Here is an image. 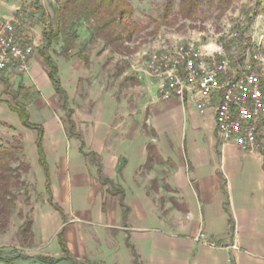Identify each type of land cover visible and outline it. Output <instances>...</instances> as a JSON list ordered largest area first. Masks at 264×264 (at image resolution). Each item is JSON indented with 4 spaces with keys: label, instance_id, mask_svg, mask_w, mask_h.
<instances>
[{
    "label": "crops",
    "instance_id": "crops-1",
    "mask_svg": "<svg viewBox=\"0 0 264 264\" xmlns=\"http://www.w3.org/2000/svg\"><path fill=\"white\" fill-rule=\"evenodd\" d=\"M24 27L22 39L31 35ZM58 66L73 127L38 48L28 73L0 72L6 83L30 89L25 102L42 128L48 167L40 162L38 131L0 102V117L23 133L31 179L42 194L27 212L22 206L13 213L14 237L25 213L33 248L51 241L49 255L18 254L12 264H135L131 246L142 264H264L262 153L224 142L212 107L202 114L177 97L158 100L156 83L135 67L138 87L129 95L105 90L87 100L80 73ZM200 232L219 247L196 240ZM12 233L0 237V247L14 241Z\"/></svg>",
    "mask_w": 264,
    "mask_h": 264
},
{
    "label": "rangeland",
    "instance_id": "rangeland-1",
    "mask_svg": "<svg viewBox=\"0 0 264 264\" xmlns=\"http://www.w3.org/2000/svg\"><path fill=\"white\" fill-rule=\"evenodd\" d=\"M63 1L0 0V20L15 14L20 15L24 28L28 29L32 37L36 38L42 46L44 44L43 30L50 24L56 25V12ZM166 1L130 0L135 8L134 18L138 29L132 38L124 43L120 51H114L102 39H92L90 30L93 22H83L78 26L77 45L68 55L62 53V42L53 43L50 54L64 68L69 67L73 73H80L79 88L87 94L85 96L87 100L91 97L90 92L100 96L105 90L117 89L122 94L129 95V89L137 86V78L130 68L134 67V62H137V53L141 49H173L178 44L188 42L195 43L204 51H213L217 47H222L234 66L241 64L250 54H259L263 62L259 65L258 71L264 76V0H234L233 7L221 16L215 8L210 9L204 4L202 11L194 19L182 17L176 19L175 15L169 23L163 24L162 14ZM178 2L177 0L176 9ZM38 51L40 52V47ZM86 58L89 60L88 63ZM150 79L154 83V80ZM19 86L17 82L6 83L0 74V99L12 100L8 92L16 91ZM131 99L132 97L129 96L126 100L131 101ZM131 106L132 104L129 103V107ZM84 107L85 109L89 107L87 102ZM64 114L66 115L67 112L64 111ZM147 135L156 136L150 130H147ZM22 139L23 133L0 117V141L2 143L17 142L23 145ZM21 156L25 166L19 167L20 184L14 189L18 196L16 210L23 206L21 210L27 212L26 205L31 204L33 197L42 198V194L38 191L34 178L31 179L32 167L27 160L25 150ZM18 165L17 162L14 163L15 167ZM22 216L29 219L25 213H22ZM17 227L18 225H12L11 218L5 233L9 230L13 231L11 236L14 241L10 245L0 247V251L6 252L7 260L18 254L27 256L28 253L39 252L49 255L51 251L47 249L51 241L44 242L39 249H35L32 239H27V236H20L17 233L18 240L15 239ZM20 246L25 249H21ZM76 264L88 263L77 262Z\"/></svg>",
    "mask_w": 264,
    "mask_h": 264
},
{
    "label": "built area",
    "instance_id": "built-area-1",
    "mask_svg": "<svg viewBox=\"0 0 264 264\" xmlns=\"http://www.w3.org/2000/svg\"><path fill=\"white\" fill-rule=\"evenodd\" d=\"M22 17L0 20V72L28 73L41 46L32 35L22 39ZM134 67L154 80L157 98H180L200 112L214 109L217 134L248 152L264 155V76L258 71L263 58L250 54L234 66L222 47L204 51L193 42L173 49H141ZM196 240L218 248L207 233ZM234 248L238 249L235 244Z\"/></svg>",
    "mask_w": 264,
    "mask_h": 264
},
{
    "label": "trees",
    "instance_id": "trees-1",
    "mask_svg": "<svg viewBox=\"0 0 264 264\" xmlns=\"http://www.w3.org/2000/svg\"><path fill=\"white\" fill-rule=\"evenodd\" d=\"M167 0L164 5L162 14V23L167 24L171 18L176 15L184 19H194L204 4L208 7L215 8L219 16L223 15L227 10L233 7L234 0ZM135 8L130 0H64L60 8L56 12V25L50 24L48 28L43 30L42 36L44 44L40 46V54L49 68V77L53 83L56 92L62 99V107L67 110L68 117L71 120V110L68 109V94L62 87L59 66L54 57L50 54V48L53 43L62 42L63 55L76 47L79 37L78 26L83 22L91 23V38L94 40L102 39L107 46L114 51L122 50L124 43L132 38L138 29V24L134 18ZM87 59V58H86ZM89 60L87 59V63ZM24 92V93H23ZM12 96V100L0 99V102L9 104L11 110L16 112L20 118L22 125L26 128L36 129L38 131V148L40 162L48 171L47 162L43 149V131L40 126L31 122L28 105L25 102L29 100L30 89L20 86L16 91L8 92ZM73 127V124H72ZM82 151L85 153V145L82 142ZM154 147H150V161L159 158L158 152L153 151ZM24 152V146L17 142L2 143L0 141V236L9 228L11 218L16 210L18 196L14 189L20 184V166H25L21 154ZM17 162L19 165L14 166ZM27 166V164H26ZM123 202V200H122ZM124 205V204H122ZM18 234L27 236L32 239V221L27 219L20 226ZM62 244H64L62 233H60ZM134 255V263L142 264L139 256L133 246H131ZM4 252L0 251V261L12 264L16 256L11 259L3 257Z\"/></svg>",
    "mask_w": 264,
    "mask_h": 264
}]
</instances>
